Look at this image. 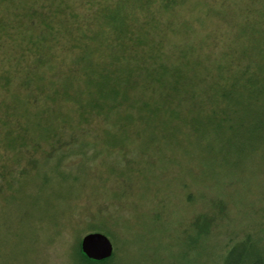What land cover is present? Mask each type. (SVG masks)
<instances>
[{
	"label": "trees",
	"instance_id": "obj_1",
	"mask_svg": "<svg viewBox=\"0 0 264 264\" xmlns=\"http://www.w3.org/2000/svg\"><path fill=\"white\" fill-rule=\"evenodd\" d=\"M32 1L0 0V13L10 11L16 19L28 17L31 22L25 31L17 30L1 25L0 16V44L6 45L0 53V61L6 64L0 78L4 93L0 144L13 154L8 159L0 157V192L15 183L12 172L21 184L30 172L27 165L38 169L45 160L54 159L53 169L68 174L61 165L65 154L92 161L105 151L115 166L113 160L128 151L133 139L127 131L133 128L138 129V140L148 143L144 152L151 146L159 153L174 149L182 139L188 147L194 141L202 154L215 152L223 164L244 159L250 162L246 163L251 172L264 167V13L247 7L237 17L241 26L235 31L226 28V32L218 25L209 32L214 34L210 45L208 34L196 43L183 40L177 45L182 48L178 54L174 46L163 42V29L168 27L161 26L157 38V32L139 26L145 24L146 8L138 0H85L83 13L72 11L65 0ZM151 2L152 9L164 3ZM216 16L226 23V15ZM64 19L66 29L61 28ZM221 32L230 39L222 41L217 34ZM60 34L67 39L66 46L56 38ZM179 35L184 36V29ZM47 54L52 62L44 61ZM61 54L67 65L63 77L54 64ZM12 82H19L20 90L12 88ZM6 98L19 111L9 114ZM57 101L63 105H56ZM95 121L102 124L98 128L106 145L103 150L84 134ZM65 122L74 123L75 130L63 138L58 127ZM211 205L213 213L209 208L210 213L197 216L191 227L194 232L190 230L177 245L175 264H208L219 252L211 240V228L221 212ZM102 216L108 218L111 213ZM141 238L134 235L137 243ZM129 246L128 241L123 245ZM224 251L219 264H264V248H258L250 233ZM116 256L96 262L78 250L77 262L114 264Z\"/></svg>",
	"mask_w": 264,
	"mask_h": 264
},
{
	"label": "rangeland",
	"instance_id": "obj_2",
	"mask_svg": "<svg viewBox=\"0 0 264 264\" xmlns=\"http://www.w3.org/2000/svg\"><path fill=\"white\" fill-rule=\"evenodd\" d=\"M65 1L72 11L85 12L82 8L85 0ZM151 1L155 0H138L146 8L143 23L149 22L139 26L157 32V38L161 26L168 27L163 29L166 35L163 42L165 46H174L178 54L182 48L177 45L183 40L196 43L208 34L206 43L210 45L214 34L209 32L218 25L226 32L229 28L235 31L241 26L237 17L247 7L264 13V0H163L154 9L152 4L148 6ZM8 12L0 13L1 25L24 31L30 27L28 17L18 20ZM157 12V17H149ZM220 12L226 15L225 24L216 16ZM13 13L17 14V10ZM232 22L235 26H228ZM98 23L99 19L94 25ZM67 25L68 21H61L62 29ZM181 28L184 36H177ZM56 38L66 46L64 34ZM221 38L230 39L227 35ZM4 50L6 45L0 44V53ZM43 58L45 62L53 61L49 54ZM64 59V54L58 60L54 58L56 73L61 77L67 71ZM9 62L7 57L6 63ZM3 64L5 69L6 64L0 61V78ZM12 88L20 90L19 82H12ZM0 97H4L3 92ZM6 104L11 107L9 114L19 111L14 101ZM55 104L63 105L58 101ZM98 127L101 129L102 124L95 121L86 127L84 134L103 150L106 145ZM74 130V123L65 122L58 127L63 138L70 137ZM137 133L135 128L127 131L133 139L127 145L129 152L113 160L115 166L103 151L92 161L65 154L61 165L68 174L53 169L54 159L43 161L38 169L27 165L30 172L21 184L12 172L10 176L15 183L10 190L0 192V264H80L78 250L82 252V239L91 233H102L110 239L117 254L114 264H175L177 245L188 238L190 230L194 232L191 227L197 216L210 213L209 208L213 213L212 203L221 212H217L220 214L211 228V240L219 252L208 264H219L225 247L248 233L255 236L259 249L264 248L263 166L260 171L251 172L248 160L223 164L215 152L202 154L194 141L188 147L182 139L178 145L175 143L174 149L159 153L151 146L144 152L148 143L143 138L138 140ZM179 149L187 153H178ZM2 156L8 159L13 154L0 144ZM102 213L111 216L105 218ZM134 235L142 236L139 243ZM127 241L129 248L123 247Z\"/></svg>",
	"mask_w": 264,
	"mask_h": 264
},
{
	"label": "water",
	"instance_id": "obj_3",
	"mask_svg": "<svg viewBox=\"0 0 264 264\" xmlns=\"http://www.w3.org/2000/svg\"><path fill=\"white\" fill-rule=\"evenodd\" d=\"M81 251L90 260L103 262L113 257L114 246L106 235L91 233L82 239Z\"/></svg>",
	"mask_w": 264,
	"mask_h": 264
}]
</instances>
